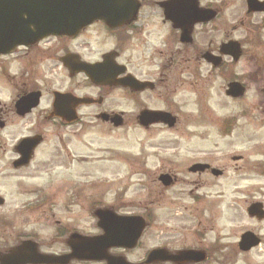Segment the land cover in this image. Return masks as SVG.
<instances>
[{
  "label": "flooded vegetation",
  "instance_id": "1",
  "mask_svg": "<svg viewBox=\"0 0 264 264\" xmlns=\"http://www.w3.org/2000/svg\"><path fill=\"white\" fill-rule=\"evenodd\" d=\"M234 1L197 0V8L213 12L214 17L208 22L182 28L171 22L165 13V5L171 0H135L131 6L135 7V13L127 22L109 26L96 21L82 28L74 37H47L32 46L18 47L11 54L0 55L1 73L5 72L7 59L12 56L17 57V60L13 59L17 65L33 72L34 82L31 81L28 88L27 83L20 79L17 95L8 111L18 120L37 114L35 123L38 127L35 130L41 128V124L56 127L76 125L85 118L82 115L84 108H91L93 120L109 129L113 124L111 117L115 115L122 119V127L138 125L139 116L145 112L169 113L177 122L178 116L173 110L181 107L182 89H194L198 81L208 83L205 87H210L214 77L225 82L226 98L242 100L251 86L255 89L256 82V93L264 99V0H238L240 14L235 18L243 36L237 40L230 39L226 33L223 25L228 24L221 26L218 22L227 6L233 5ZM217 24L222 32L217 30ZM218 37L215 41L214 38ZM230 42H236L241 51L237 60L221 52L222 47ZM247 45H253V56L246 63L243 74L248 80L244 82L236 73L231 74L230 68L244 57ZM52 64H57L55 72L60 74L62 71L63 78L48 82L51 88L42 90L39 85ZM100 76V82L91 79ZM233 83L241 89L237 98L227 96L229 85ZM27 95H35L37 106L26 112L23 104L17 109V102ZM58 98H63V113L72 112L76 121L68 123L63 116H58L55 111ZM119 104L124 108L129 105L130 111L120 109ZM257 104L261 109L257 120L264 125V102ZM101 115L107 116V121L101 120ZM4 119L6 115L0 107V131L7 128L8 123ZM158 125L163 124L153 123L151 126ZM34 136L41 137L38 148L44 141V135L40 130L28 137ZM14 152L0 153L1 168L11 174L29 170L36 153L24 158L15 149ZM187 172L193 176L210 174L209 170L192 172L189 168ZM165 174L171 177L167 188L159 182V177ZM155 178L160 191L153 199L147 200L144 207L137 206L141 211H134L133 203L118 200H113L109 206L96 200L86 204L78 196L84 189L79 184L75 188H56L57 194L61 195L65 190H71L69 197H55V191L49 188L42 197L12 199L0 196V264H173L148 263L147 259L156 250L176 254L196 248L171 247L170 242L164 240L159 246L142 252L136 260L130 258L134 251H141L142 240L150 229L155 228L158 215L153 213L151 205L158 203L164 192L178 182L177 176L170 171L160 172ZM34 192L31 190V195ZM100 213L105 217L141 218L144 229L137 246L96 245L95 239L103 235L98 222ZM158 229L156 227L153 231ZM180 264L195 263L183 261Z\"/></svg>",
  "mask_w": 264,
  "mask_h": 264
},
{
  "label": "rangeland",
  "instance_id": "2",
  "mask_svg": "<svg viewBox=\"0 0 264 264\" xmlns=\"http://www.w3.org/2000/svg\"><path fill=\"white\" fill-rule=\"evenodd\" d=\"M239 14L236 0L218 20L221 26L228 24L223 26L230 39L243 36L235 18ZM219 24L216 28L222 32ZM246 49L240 62L230 68L231 74L236 73L244 82L248 80L243 72L253 56V45ZM13 59L17 57L8 58L5 72H0V107L8 123L0 131V153H15L18 141L40 130L44 141L35 150L29 170L11 174L0 166L1 197H42L48 188L55 191V197H69L71 190L61 195L56 188H75L79 184L84 189L78 196L86 204L96 200L109 206L118 200L133 203L134 211H141L138 207H144L160 191L155 177L170 171L178 182L151 205L158 215L155 228L159 229H150L140 244L141 251H134L130 258L136 260L145 250L168 240L171 247L204 250L208 254L204 264H264V218L257 220L246 213L253 203H261L264 210V125L258 121L261 109L257 104L264 99L256 93V82L255 89L251 86L240 101L226 98L221 78L214 77L210 87L198 81L194 89L183 88L181 107L173 110L178 116L173 128L125 125L109 129L93 120L91 108H84L85 118L76 125L41 124L35 130L37 114L18 120L8 111L20 79L27 83L26 88L34 82L32 70L25 71ZM57 68V64L49 66L39 85L42 90L51 88L48 82L63 78L62 71L56 74ZM119 105L120 109L130 111L129 105ZM233 157L240 160L232 161ZM195 164H207L210 174L188 173L187 169ZM35 189L37 192L31 195L30 191ZM248 231L257 235L261 243L242 253L237 243Z\"/></svg>",
  "mask_w": 264,
  "mask_h": 264
},
{
  "label": "water",
  "instance_id": "3",
  "mask_svg": "<svg viewBox=\"0 0 264 264\" xmlns=\"http://www.w3.org/2000/svg\"><path fill=\"white\" fill-rule=\"evenodd\" d=\"M135 0H0V54H9L17 46H29L37 43L47 36L76 35L83 27L94 21L100 20L109 26L127 22L134 15ZM197 0H171L165 5V13L171 22L177 23L179 27L186 28L193 23L208 22L214 17L209 11H202L197 8ZM222 54L229 55L237 60L240 55L239 46L230 42L222 47ZM217 63V60L215 61ZM95 82L98 78L91 77ZM241 94L239 85H229L227 95L238 97ZM35 96V95H34ZM26 97L16 105L20 109L23 104L25 112L37 106L36 97ZM63 97V96H60ZM63 98H58L55 103V111L58 116L66 120H72L73 115L64 112ZM71 113V112H69ZM102 120L107 116L102 115ZM114 127L121 126V118H111ZM140 124L147 126L154 122H163L169 128L173 127L175 120L169 114L143 113L139 118ZM39 137L25 139L17 146V152L24 158H28L33 149L40 142ZM207 166L196 165L192 171L204 170ZM220 174L219 172H215ZM161 183L164 186L170 185L169 176H161ZM103 213V212H102ZM99 214V226L103 235L95 239L98 246H121L133 248L144 229L141 218H117ZM247 213L249 217H256L258 220L264 218L262 205L252 204ZM106 214V213H105ZM107 214H111L107 212ZM117 225V227H116ZM259 244V239L252 233H245L241 236L238 247L241 251L247 252ZM205 260L202 252H180L168 254L164 250L154 251L149 256L148 263L172 262L180 264L183 261L199 263ZM121 262V261H117ZM115 263V262H114Z\"/></svg>",
  "mask_w": 264,
  "mask_h": 264
}]
</instances>
